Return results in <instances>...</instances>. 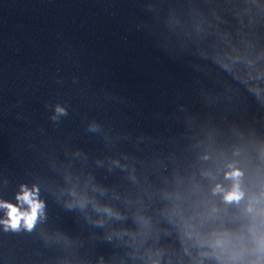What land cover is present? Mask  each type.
Wrapping results in <instances>:
<instances>
[{
  "label": "clouds",
  "instance_id": "1",
  "mask_svg": "<svg viewBox=\"0 0 264 264\" xmlns=\"http://www.w3.org/2000/svg\"><path fill=\"white\" fill-rule=\"evenodd\" d=\"M58 111H63L62 109H57ZM238 174V173H237ZM239 196L236 193L230 194L228 199H238ZM18 201L26 203L29 206L27 211H22L15 205L6 202H0V207L7 209V219L0 220V223L4 224L5 229L11 228L16 230L20 227L21 221H23L24 226L31 230L38 212L42 209V203L35 199V191H29L27 188L22 186V194L17 196Z\"/></svg>",
  "mask_w": 264,
  "mask_h": 264
}]
</instances>
